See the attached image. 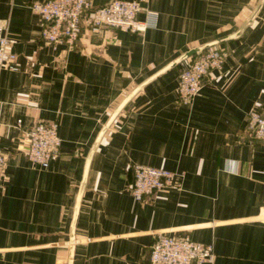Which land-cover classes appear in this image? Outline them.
I'll use <instances>...</instances> for the list:
<instances>
[{
  "label": "crops",
  "instance_id": "crops-1",
  "mask_svg": "<svg viewBox=\"0 0 264 264\" xmlns=\"http://www.w3.org/2000/svg\"><path fill=\"white\" fill-rule=\"evenodd\" d=\"M0 0L16 68L0 66V264H146L158 232L210 242L203 264H264V139L244 133L264 105V0L199 93L178 98L188 48L235 32L258 0H140L143 31L82 26L74 47L44 41L32 4ZM100 6L110 0H91ZM55 120L47 167L27 157L22 130ZM97 140V141H96ZM182 173L143 200L132 164ZM71 256V257H70Z\"/></svg>",
  "mask_w": 264,
  "mask_h": 264
},
{
  "label": "built area",
  "instance_id": "built-area-1",
  "mask_svg": "<svg viewBox=\"0 0 264 264\" xmlns=\"http://www.w3.org/2000/svg\"><path fill=\"white\" fill-rule=\"evenodd\" d=\"M32 8L40 20L41 36L52 45L64 44L72 48L85 24L92 32L112 26L133 31H143L155 24L157 12L147 10L146 18L136 17L141 9L140 0H110L94 6L91 0H42ZM6 24L0 23V66L15 69L16 53L10 48ZM227 49L212 45L182 61L177 82L180 100L189 101L196 96L210 72L221 69ZM190 58L189 61L186 59ZM187 61V62H186ZM27 138V157L37 166L47 167L59 151L61 139L55 120L40 119L22 130ZM244 133L248 137L264 139V105L252 107L247 112ZM7 153L0 149V185ZM182 173L165 167L143 163L132 164L130 192L137 200L164 187H180ZM213 245L190 239L185 235L158 232L151 245L146 264H203L212 259Z\"/></svg>",
  "mask_w": 264,
  "mask_h": 264
},
{
  "label": "water",
  "instance_id": "water-1",
  "mask_svg": "<svg viewBox=\"0 0 264 264\" xmlns=\"http://www.w3.org/2000/svg\"><path fill=\"white\" fill-rule=\"evenodd\" d=\"M263 0H258L257 3L255 4V6L253 7L252 11L248 14V16L245 18L244 22L242 23V25L235 31L232 32L231 34H228L226 36H223L221 38H217L214 40H210L207 42H203L200 44H197L195 46H192L190 48H188L187 50H185L183 53H181L180 55H178L176 58H174L173 60H171L170 62H168L165 66H163L162 68H160L158 71H156L154 74H152L151 76H149L148 78H146L145 80H143L141 83H139L133 90H131L122 100L121 102L117 105V107L114 109V111L112 112V114L109 116L106 124L104 125V127L101 129L98 138L100 137L102 131L105 129L106 125H108L110 123V121L113 119L114 115L118 112V110L122 107V105L126 102V100L139 88L141 87L144 83H146L148 80H150L151 78H153L154 76L158 75L159 73H161L162 71H164L165 69H167L170 66L175 65L178 62H181L183 59H185L186 57L196 54L198 52H200L201 50H203L206 47L212 46V45H216L218 44L220 41L225 40V39H229L232 37L237 36L242 29L249 24L252 19L254 18V16L256 15V13L258 12V10L260 9V6L262 5ZM96 140V141H97ZM71 257V256H70Z\"/></svg>",
  "mask_w": 264,
  "mask_h": 264
},
{
  "label": "rangeland",
  "instance_id": "rangeland-1",
  "mask_svg": "<svg viewBox=\"0 0 264 264\" xmlns=\"http://www.w3.org/2000/svg\"><path fill=\"white\" fill-rule=\"evenodd\" d=\"M186 60H187V61H189V60H190V58H188V59H186ZM187 61H186V62H187ZM180 66L182 67V63H180Z\"/></svg>",
  "mask_w": 264,
  "mask_h": 264
}]
</instances>
